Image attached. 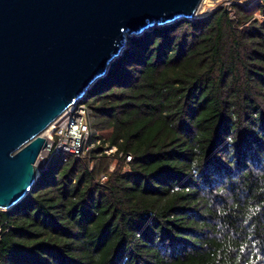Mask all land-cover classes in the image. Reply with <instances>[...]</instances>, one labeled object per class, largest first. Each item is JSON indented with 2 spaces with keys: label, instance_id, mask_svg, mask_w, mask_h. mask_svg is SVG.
<instances>
[{
  "label": "trees",
  "instance_id": "16d2710c",
  "mask_svg": "<svg viewBox=\"0 0 264 264\" xmlns=\"http://www.w3.org/2000/svg\"><path fill=\"white\" fill-rule=\"evenodd\" d=\"M81 101L100 144L0 212V264H264V0L127 37Z\"/></svg>",
  "mask_w": 264,
  "mask_h": 264
},
{
  "label": "water",
  "instance_id": "95a60500",
  "mask_svg": "<svg viewBox=\"0 0 264 264\" xmlns=\"http://www.w3.org/2000/svg\"><path fill=\"white\" fill-rule=\"evenodd\" d=\"M201 3L0 0V211L29 193L44 132L106 75L126 37L198 19Z\"/></svg>",
  "mask_w": 264,
  "mask_h": 264
},
{
  "label": "built area",
  "instance_id": "2783aa9c",
  "mask_svg": "<svg viewBox=\"0 0 264 264\" xmlns=\"http://www.w3.org/2000/svg\"><path fill=\"white\" fill-rule=\"evenodd\" d=\"M93 121L91 109L82 101L65 110L51 125L52 127L46 136L47 146L43 155L45 157H41L44 164L43 169L50 158L58 153L78 159L88 157L91 151L100 144L95 139L96 132L92 126ZM115 150L114 147L106 148L105 146L103 153L110 155ZM129 160L130 156H127L126 161ZM106 180V175H100V183H104ZM2 234L3 230L0 225V237Z\"/></svg>",
  "mask_w": 264,
  "mask_h": 264
},
{
  "label": "rangeland",
  "instance_id": "374dc122",
  "mask_svg": "<svg viewBox=\"0 0 264 264\" xmlns=\"http://www.w3.org/2000/svg\"><path fill=\"white\" fill-rule=\"evenodd\" d=\"M212 3L210 4L209 2H206V3H202L201 7H200V15H198L197 17H204V15L207 16L208 13H211L213 12L215 9L219 8L220 6H227L229 7L230 5L232 4H239V5H248V4H251L253 1H256V0H211ZM208 6V7H207ZM257 19L259 20H262V17L259 16V15H255ZM138 37V36H136ZM127 39V37H126ZM46 134H44V137L46 139ZM113 150V149H112ZM44 154H42L39 158H38V161L36 163V173L39 174V172L41 170H43V163H42V160H41V157H45L43 156ZM111 155V154H110ZM92 165V164H91ZM116 166V161L115 160H112V162L110 163L109 167H108V170H114ZM1 212V211H0Z\"/></svg>",
  "mask_w": 264,
  "mask_h": 264
},
{
  "label": "bare ground",
  "instance_id": "6f19581e",
  "mask_svg": "<svg viewBox=\"0 0 264 264\" xmlns=\"http://www.w3.org/2000/svg\"><path fill=\"white\" fill-rule=\"evenodd\" d=\"M206 2H209L210 4L212 3L211 0H202V3H203V4L206 3ZM202 3H201V5H202ZM201 5H200V7H201ZM200 7H199V9H198L197 15H200V13H199V12L201 11V10H200ZM207 7H208V6H207ZM51 127H52V126H50V127L44 132V134L48 135V133H49ZM44 138H45V137H44ZM42 154H44V150L41 152V155H42ZM41 155H40V156H41ZM37 161H38V159H37ZM36 163H37V162H36ZM35 167H36V166H35Z\"/></svg>",
  "mask_w": 264,
  "mask_h": 264
}]
</instances>
